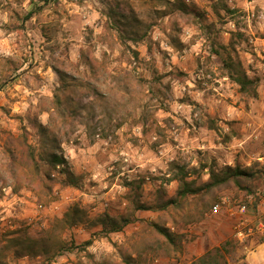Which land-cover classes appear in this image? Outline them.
Here are the masks:
<instances>
[{
    "label": "clouds",
    "instance_id": "clouds-1",
    "mask_svg": "<svg viewBox=\"0 0 264 264\" xmlns=\"http://www.w3.org/2000/svg\"><path fill=\"white\" fill-rule=\"evenodd\" d=\"M0 264H264V0H0Z\"/></svg>",
    "mask_w": 264,
    "mask_h": 264
}]
</instances>
